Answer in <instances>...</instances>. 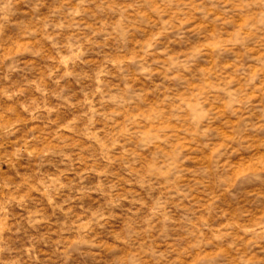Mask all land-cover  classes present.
<instances>
[{
    "label": "rangeland",
    "instance_id": "1",
    "mask_svg": "<svg viewBox=\"0 0 264 264\" xmlns=\"http://www.w3.org/2000/svg\"><path fill=\"white\" fill-rule=\"evenodd\" d=\"M0 264H264V0H0Z\"/></svg>",
    "mask_w": 264,
    "mask_h": 264
}]
</instances>
